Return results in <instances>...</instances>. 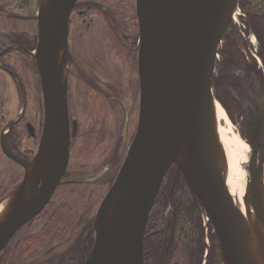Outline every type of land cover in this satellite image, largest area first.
Wrapping results in <instances>:
<instances>
[{"label":"water","instance_id":"1","mask_svg":"<svg viewBox=\"0 0 264 264\" xmlns=\"http://www.w3.org/2000/svg\"><path fill=\"white\" fill-rule=\"evenodd\" d=\"M78 0H42L38 44L33 51L44 100V129L31 161L4 152L24 167L21 182L0 197V251L13 234L40 213L70 158L68 104L69 21ZM238 0H136L140 28L139 122L113 184L97 210L95 243L85 264H145L144 235L163 178L172 164L203 202L221 243L220 264H264V176L255 151L243 200L231 193L224 172L211 75L222 35ZM248 202L250 205H248Z\"/></svg>","mask_w":264,"mask_h":264},{"label":"flooded vegetation","instance_id":"2","mask_svg":"<svg viewBox=\"0 0 264 264\" xmlns=\"http://www.w3.org/2000/svg\"><path fill=\"white\" fill-rule=\"evenodd\" d=\"M2 1L0 2V119L4 121V128L13 120L7 134V144L10 150L31 161L39 149L45 122V116L41 126L36 120H30L29 116L27 117L29 115L27 111L29 87L23 79L24 71L29 70L35 76L38 74L42 89L39 69L33 54L38 44V14L37 32L31 31L27 28L26 22L36 19L35 13H30L33 4L26 3V0H22L21 5L8 2L9 0ZM123 1L121 0L120 5L115 4L114 6L105 0H78L71 13L67 50L68 104L71 128L76 126V134L71 137L70 158L63 177H91L98 173L101 175L93 181L59 182L43 210L23 225H30L37 216L46 215L43 229L44 227L51 229L52 226L56 233L64 230L67 233L71 232L67 239L57 242V244L60 242L63 244L67 241L66 245L51 252L47 251L46 258L36 261L35 264H85L95 243L93 227L96 214L90 219L91 221H85L80 228H76L72 217L55 216V211L51 213L46 211L53 205L58 206L61 202L67 203L68 196L62 194L64 192L61 195L57 193L60 188L64 189L68 185L75 184L99 183L113 172L110 180V185H112L137 131L138 121H136L137 124H134L132 119L130 121V112L128 111L130 107L122 98L116 85L122 83L124 75L127 77L130 75L131 79L135 71L137 72L138 87L140 85L138 67L140 28L136 0H131L129 4ZM41 2L42 0H39L37 13ZM76 12L83 17L85 14L91 15L93 12H98L101 19L95 25L92 20L88 21L84 28L85 32L88 31L86 32L87 36L81 31V35L77 36V39L75 36L73 43L72 20L73 14ZM20 21L23 22L22 25L19 23ZM93 33H99L100 38L97 36V40H91L90 36ZM82 39L83 43L86 42L84 47L81 44ZM129 63L131 69H126ZM110 65L115 67L113 77L107 73ZM211 86L217 101L225 109L237 132L251 145L252 151H255L257 164L262 162L264 176V0H238L237 11L219 42L215 68L211 75ZM11 91H13L14 97L10 96ZM88 91L90 94L87 93ZM16 93L18 95L17 102L15 100ZM92 97H95L96 100L106 99L114 112L121 111L123 117L120 141H116L118 135H113L112 130L109 135L110 143L115 139L114 150L110 151L104 148L100 152L89 153L86 156V162L76 163L81 165V168L88 167L91 162L95 163L90 167L93 172H87L86 169H73L74 145L82 137L86 139V142L91 137L97 136L92 142L98 146L102 143V139L100 140L97 135L99 123H105L108 129L111 128L110 117L99 118L93 114L92 109L83 117H78L75 114L74 105L86 108L89 103L88 99L91 101ZM138 107L139 100L137 110ZM20 123L21 130L14 132ZM114 131L116 132L117 128H114ZM21 134L34 139L33 146L23 145L20 147L19 144L16 145ZM126 142L128 145L125 155L121 161L114 164L115 151ZM173 165L175 164L169 167L163 178L146 225L144 235L145 264H220L221 243L213 223L206 217L202 200L191 191L183 172ZM168 174L169 177L166 179ZM177 181L184 184L188 195L179 197L171 195ZM165 183L164 188L162 186ZM56 194L60 196L59 201H53ZM184 200H187V208L182 205ZM23 226L13 234L5 247L11 244ZM17 238L19 239L18 236ZM25 239L22 237L21 242L28 241V238L27 241ZM43 244L44 242L40 245L41 247L38 246V249L34 248L36 253L45 250L47 245ZM29 263L30 261H27L25 264Z\"/></svg>","mask_w":264,"mask_h":264},{"label":"rangeland","instance_id":"3","mask_svg":"<svg viewBox=\"0 0 264 264\" xmlns=\"http://www.w3.org/2000/svg\"><path fill=\"white\" fill-rule=\"evenodd\" d=\"M108 2L110 5H120L121 0H105ZM123 1V0H122ZM131 0H124L123 2L126 4H129ZM135 1V0H134ZM0 2H3L0 0ZM8 2H13L18 3L21 5L22 0H9ZM26 3L33 4L32 11H30L31 14L35 13V21H30L26 22L27 28L30 29L31 31L37 32V6L39 0H26ZM7 3V2H6ZM94 17V18H93ZM101 15L98 14V12H93L91 15L85 14L84 17L82 15H79L78 12L73 14V24L72 27L74 29V38H73V43L74 39L76 36V39L81 35V31H83V34L86 35L88 31H84L86 23L88 21L92 20L94 22V25L99 22ZM22 25V21L19 22ZM93 25V24H92ZM93 25V26H94ZM92 26V28H93ZM94 29L98 31L96 27ZM93 30V29H92ZM91 33V32H89ZM78 36V37H77ZM87 36V35H86ZM89 36V35H88ZM96 36V37H95ZM97 36L100 38L99 33H93L90 37L91 40L95 41L97 40ZM83 38V37H82ZM98 38V39H99ZM69 44V43H68ZM82 46L84 47L86 45V42L83 43L82 39ZM77 46V45H76ZM83 58V57H82ZM128 68L126 69H131L130 63L127 64ZM109 72L107 71L108 75L110 74L111 77H113V73L115 70V67H112L110 65L109 67ZM114 68V69H113ZM132 69H134V66H132ZM137 72L135 71V74L131 76L130 75H124L122 78V83H117V87L121 92V96L125 101L128 103L130 109L128 110L130 112V121L131 119L134 121V124H137V115H138V110H137V105H138V100L140 99V85L138 87L137 85ZM136 77V78H135ZM25 82L28 83L29 87V95H28V113L27 117L30 120H36L37 123H40V126L44 120V100H43V93L42 89L40 86V81H39V76L34 75L33 72L27 70L24 71V78ZM112 83V82H111ZM12 87L10 86V89ZM1 92V91H0ZM90 94V92H87ZM93 94L91 93V96ZM9 96V95H8ZM10 96H13V91L10 92ZM16 102L18 100V95L16 93ZM98 96V95H96ZM100 97V96H99ZM101 98V97H100ZM15 102V101H14ZM88 104L86 105V108L74 105V112L78 117H83L84 115H87L89 113V110L92 109L93 114L99 116V118L103 119L110 117L111 119V128L108 129L105 123H99V126L97 127V135L102 139V143L99 144L98 146H95V144L92 141H95L97 136L91 137L89 140L85 142V138L82 137L79 140H77L76 144L74 145L73 148V163L74 167L73 169H86L87 172H93V170L90 168L92 165L94 166L95 163H90L88 167L81 168V165H77L76 163H79L81 161L86 162V156L89 155V153H94V152H100L102 149L106 150H114L113 142L110 143L111 139L109 138V135H111V130L113 135H118V139L116 141H120V131H121V121L123 115H121V111H118L117 113L114 112L113 108L108 105V101L106 99L104 100L103 98L100 100H96L95 97H92V100L89 101L88 99ZM133 105L131 106V104ZM16 106V103H15ZM88 107V108H87ZM101 119V120H102ZM139 122V121H138ZM4 121L0 119V133L2 129L4 128ZM21 123L18 127H16L14 132H19L21 130L20 128ZM114 128H117V131H114ZM110 132V134H109ZM117 133V134H116ZM12 138V136H11ZM16 139V138H13ZM34 139L29 138L27 135L21 134L20 137L17 139L18 143H15L16 145L21 146H33V141ZM104 141V142H103ZM127 142L124 143V145L119 146L120 148H117L115 151L114 157V164H117L119 161L122 160L123 156L126 153L127 149ZM95 146V148H94ZM116 149V148H115ZM121 151V152H120ZM127 155V154H126ZM126 157V156H125ZM86 165V164H85ZM83 166V165H82ZM174 167L176 166L173 165ZM173 169V167H171ZM170 169V170H171ZM24 175V169L23 167L11 159L9 156H7L2 148H1V143H0V197L5 195L7 192L12 190L14 187H16L22 180ZM113 176V172L109 173L106 178L102 179L99 183H89L88 185H80V184H75V185H68L67 188H60L57 193L61 195L66 194L68 197L67 203L61 202L58 206L53 205L51 209H47V213L50 211L56 212L55 216H64L67 218H73L74 225L77 227H81L82 223H85V221H89L94 217V215L97 213V210L99 208V205L104 198L105 194L111 187L110 185V180ZM169 174L167 175L166 179H168ZM168 185L169 181L167 180ZM113 184V183H112ZM182 184L180 181H177L176 187L173 190V193L171 194L174 197H179L184 195V187H182ZM166 183L164 186L165 188ZM183 189V190H182ZM161 193V192H160ZM59 194H56V198L53 199V201L57 200L59 201L60 196ZM40 216H37L33 221L32 225H26L23 226L21 230H19L17 236L12 240L11 244L9 246L7 245L5 249L0 252V264H21V263H27V261L30 263L29 264H35L36 261H39L41 259L46 258L45 255L47 254V251H54L60 246L66 245L68 242L66 241L65 243L57 244L62 239H67L70 236L71 232H66L60 231L59 233H56L53 231L52 226L51 229H43V224L45 223V217L46 215H43L40 220H38ZM91 221V220H90ZM46 230V231H45ZM49 230V231H48ZM56 233V234H54ZM22 237L24 239L27 237L28 241L25 239V243H22ZM20 240V241H19ZM19 241V242H18ZM44 242L43 245H47L45 247L44 251L37 252L35 249H38L40 245ZM34 243V245H33ZM45 245V246H46ZM53 246V248L50 249V247ZM41 247V246H40ZM35 248V249H34ZM59 249V248H58ZM17 261V262H16Z\"/></svg>","mask_w":264,"mask_h":264},{"label":"bare ground","instance_id":"4","mask_svg":"<svg viewBox=\"0 0 264 264\" xmlns=\"http://www.w3.org/2000/svg\"><path fill=\"white\" fill-rule=\"evenodd\" d=\"M140 110V99L139 107ZM216 119H218L220 138L224 151V172L231 193L238 198L242 208L246 205L243 200L245 183L250 176L248 164L253 156L251 145L237 132L222 105L215 101ZM139 118V113L137 119ZM248 205L249 202H248Z\"/></svg>","mask_w":264,"mask_h":264},{"label":"trees","instance_id":"5","mask_svg":"<svg viewBox=\"0 0 264 264\" xmlns=\"http://www.w3.org/2000/svg\"><path fill=\"white\" fill-rule=\"evenodd\" d=\"M182 187H184V184H182ZM188 194H189L188 191L185 190V187H184V195H188ZM186 202H187V200H184L183 203H182V205H183L184 208H187L188 207V204Z\"/></svg>","mask_w":264,"mask_h":264}]
</instances>
